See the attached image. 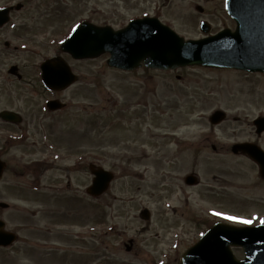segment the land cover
I'll return each instance as SVG.
<instances>
[{
  "label": "rangeland",
  "instance_id": "374dc122",
  "mask_svg": "<svg viewBox=\"0 0 264 264\" xmlns=\"http://www.w3.org/2000/svg\"><path fill=\"white\" fill-rule=\"evenodd\" d=\"M35 2L59 11L60 40L69 24L81 20L119 29L131 19L154 16L185 39L203 36L202 20L210 23V33L234 28L224 0ZM55 50L46 48L41 57ZM107 58L69 60L79 81L59 95L65 110L40 114L39 127L26 126L25 142L8 151L12 169L30 168L22 175L10 169L0 180V202L9 206L0 209V219L18 236L12 247L0 248V264H178L203 234L201 223L214 216L234 217L227 220L237 225L264 221V204L250 198L264 195L255 167L230 153L232 144L251 139L253 120L264 115V76L196 66L123 73L109 68ZM0 101L6 104L1 95ZM217 110L226 118L212 126L208 117ZM4 131L0 126V144L8 136ZM89 163L112 171L115 179L106 196L112 205L102 208L90 199L85 224ZM191 171L201 181L196 188L181 182ZM57 189L60 194L50 193ZM210 190L217 193L212 199ZM229 192L235 193L228 198ZM143 207L149 221L139 218ZM130 238L133 253L121 245ZM235 255L242 257L240 251Z\"/></svg>",
  "mask_w": 264,
  "mask_h": 264
},
{
  "label": "water",
  "instance_id": "95a60500",
  "mask_svg": "<svg viewBox=\"0 0 264 264\" xmlns=\"http://www.w3.org/2000/svg\"><path fill=\"white\" fill-rule=\"evenodd\" d=\"M225 9L236 23L233 32L226 29L212 37L185 41L157 18L132 20L120 30L82 22L60 49L76 60L94 59L108 53L110 57L107 65L127 72L140 67L168 71L200 66L264 73V0H225ZM196 10L202 11L200 7H196ZM4 21L0 19V25ZM201 31H209L206 23H202ZM42 78L48 88L57 91L64 90L76 81V76L60 58L42 65ZM48 107L57 110L63 105L52 101ZM14 115L12 112H1L0 118L14 121ZM224 117L223 112L215 111L209 121L218 124ZM255 124L257 131L261 132L264 120H256ZM232 152L254 160L259 166L260 175L264 177V152L258 147L235 144ZM4 168L5 164L0 161V179ZM89 171L93 178L86 192L98 197L108 189L113 174L93 164L89 166ZM7 207L0 203L1 209ZM140 216L144 220L149 218L146 210ZM4 227V222L0 220V247L9 246L16 240V236L5 231ZM232 248H240L244 259L237 260ZM179 264H264V226L215 224L182 255Z\"/></svg>",
  "mask_w": 264,
  "mask_h": 264
},
{
  "label": "flooded vegetation",
  "instance_id": "af4514ba",
  "mask_svg": "<svg viewBox=\"0 0 264 264\" xmlns=\"http://www.w3.org/2000/svg\"><path fill=\"white\" fill-rule=\"evenodd\" d=\"M33 1L37 0H0V14H4L3 10L7 9V21L0 26V95L3 97V100L6 99V104L0 105V112H12L16 114L13 119H17V121L12 120V122L0 120V126L8 135L1 140L2 143L0 144V159L2 161H5V157L11 148L21 146L22 143L25 142L26 134H24L25 131H23V129H26V126L29 127L28 125H30L31 127L29 128L39 127L41 124L40 121L43 119L39 116L40 114L55 115L59 113L48 110L47 102L58 100L59 95L63 93L45 88L42 83L41 71V64L46 59L59 56V11L51 8L40 9L37 6L38 3H32ZM64 27L65 26L61 28V31L65 30L66 27ZM46 48H56V50L51 55L41 57V51L46 50ZM64 57L68 59L67 55H64ZM2 92L4 96H2ZM44 93L46 94V98L38 103V99L41 98ZM42 110L44 112H42ZM29 119L33 121L30 122L28 121ZM252 125L253 134L251 133V139L244 142L254 143L264 151V130L261 133H257L254 123H252ZM6 130H12V132ZM16 130L19 131L17 134L14 132ZM211 150L216 153L218 148L211 146ZM232 156L244 159L249 165L251 164L255 167L256 178L260 185L263 186L262 190L264 192V179L259 176L256 164L244 156ZM86 157L88 158V156ZM5 162L6 169L4 173L11 169L13 173L22 175L25 171L28 172L30 168V166L27 167V165H20L25 169L23 171H16L15 168L12 169L7 161ZM37 162L40 167H44L43 163ZM171 168L172 167H169V169ZM188 174L196 177V184L190 185L186 183L185 176ZM188 174H185L181 178L183 186L186 188H196L199 186L201 181L196 172L191 171ZM167 175L170 179L169 173H167ZM53 193L58 195L57 190H54ZM231 193L235 192H229L227 194L228 198ZM213 194L217 193L211 190L207 193L211 199L214 198ZM250 195V198L255 199L260 205L264 204V195L261 197L256 194ZM106 196H108V194L103 195V197H101L102 200L99 199L98 203L102 208H108L112 205V203L107 201ZM75 197L76 201H80L82 198L77 194H75ZM185 204H187V200ZM144 208L145 207L142 209ZM82 209L84 223L89 224L91 218V200L87 195L82 200ZM221 221L223 220H220L218 217L212 218L209 221L201 223V226L203 225V228L206 229L214 223ZM223 222L229 223L228 221ZM111 228L113 230L115 226H111ZM88 233H90V231H88ZM128 241H131V243H129L130 250L128 252L133 253L136 247L134 239H126L121 245L126 251V242Z\"/></svg>",
  "mask_w": 264,
  "mask_h": 264
},
{
  "label": "snow or ice",
  "instance_id": "6c2138e0",
  "mask_svg": "<svg viewBox=\"0 0 264 264\" xmlns=\"http://www.w3.org/2000/svg\"><path fill=\"white\" fill-rule=\"evenodd\" d=\"M227 219L232 220V219H235V218L234 217H227ZM244 223H249V221H244Z\"/></svg>",
  "mask_w": 264,
  "mask_h": 264
}]
</instances>
